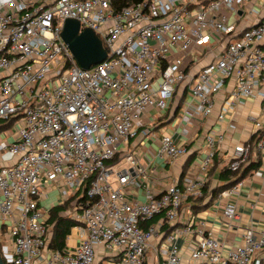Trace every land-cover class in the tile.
I'll use <instances>...</instances> for the list:
<instances>
[{"label": "built area", "instance_id": "2783aa9c", "mask_svg": "<svg viewBox=\"0 0 264 264\" xmlns=\"http://www.w3.org/2000/svg\"><path fill=\"white\" fill-rule=\"evenodd\" d=\"M239 2L143 0L116 11L112 0H0V123L17 124L1 148L11 157L0 159L5 264H145L155 239L161 241L155 247L160 264H184L177 243L183 234L195 239L193 264H264V231L249 230L226 256L204 223L166 234L189 197L203 195L204 177L186 173L163 191L154 189L155 160L187 155L178 137L188 133L195 115H211L220 95L221 124L244 100L261 103L260 115L248 117L252 138L233 146L229 168L237 171L253 151L264 153V0L243 1L244 8ZM67 18L97 34L104 61L90 69L79 65L62 37ZM185 56L208 61L192 71ZM184 91L190 100L180 130L158 133L151 110L167 112ZM224 138L223 128L205 134L203 174ZM241 184L222 195L235 194ZM140 188L145 200L138 198ZM51 190L57 198L43 207ZM69 201L63 214L83 232L73 251L51 247V210ZM223 216L232 226L240 218L236 204L228 203Z\"/></svg>", "mask_w": 264, "mask_h": 264}, {"label": "crops", "instance_id": "0c3cea01", "mask_svg": "<svg viewBox=\"0 0 264 264\" xmlns=\"http://www.w3.org/2000/svg\"><path fill=\"white\" fill-rule=\"evenodd\" d=\"M247 0H240L239 6ZM262 0H249L246 3L247 6L253 5L255 2H261ZM244 8V7H243ZM224 13L227 9L222 10ZM195 55V54H194ZM193 55V57H194ZM186 61L190 64L189 68L192 71L198 70L202 64L208 61V58L195 57L194 62L189 56H185ZM190 97L187 92L179 94L174 102L171 104V108L162 114L157 110L152 109L151 114L153 115L154 129L162 133H175L180 130L179 125L181 121V114L185 113V106L189 102ZM224 95H220L217 100V105L214 112L202 118L199 115H195L191 118V122L187 124L188 133L178 137V142L184 144L188 148V154L179 158L174 162H166L158 158L155 160V169L158 173L159 182L154 184L156 192L163 191L174 179H178L184 172L190 176L197 177L202 176L206 179L205 185L207 190L210 192L213 187L225 183L220 175L225 166H229L231 158V151L233 146L237 142H250L252 138L253 124L249 121V115H260L261 103L259 100L248 99L238 104L235 110L229 111L225 117V121L221 124L218 120V115L223 105ZM179 119V123L172 129H166V125ZM234 122L237 125V129L230 130L228 123ZM222 126H221V125ZM210 128H223L225 138L222 144H218L215 148V156L212 160V164L208 167L206 173L202 172V159L206 155V148L203 146L205 134ZM3 130L0 129V131ZM199 133L198 136L196 134ZM146 145L150 146L153 150L156 149V145L151 144L149 139H146ZM143 153V151H141ZM257 152H252L250 160H254ZM189 161V162H188ZM257 170H264V153H261V165ZM242 184L231 196L218 195L213 198L210 202L209 192H207L206 199L204 202H208V205L202 209H192L191 203L185 202L182 206L181 219L179 220L178 228H183L187 223H193L194 226H198L204 223V228L207 234L217 237L223 244L222 253L224 256L227 255L229 250L234 247L240 246L244 241V234L249 230L255 232L264 231V172L262 173L255 171L248 177L241 180ZM56 190H51L49 195L52 194V201H55L57 194L52 193ZM57 192V191H56ZM129 200L133 199L132 195H127ZM138 198L145 200L143 196V188H140ZM233 202L237 206L239 213V219L234 220L232 226L227 225V219L223 216V210L225 206ZM49 205V203H48ZM161 217V216H160ZM160 219V218H159ZM157 222V221H156ZM177 223V224H178ZM82 230L75 226L69 232L66 239L65 249L73 251L81 242ZM194 237L189 234H183L178 238V247L182 253L184 264H193V260L190 257V248L194 244ZM154 247L150 248L147 253L145 264H160L155 247L158 250L161 245L159 239L153 241ZM108 260L105 259L103 264H106ZM252 264H258L256 261Z\"/></svg>", "mask_w": 264, "mask_h": 264}, {"label": "trees", "instance_id": "16d2710c", "mask_svg": "<svg viewBox=\"0 0 264 264\" xmlns=\"http://www.w3.org/2000/svg\"><path fill=\"white\" fill-rule=\"evenodd\" d=\"M143 0H112V5L116 11H120L123 8L133 4V3H138ZM184 93H186L184 91ZM183 93V95H184ZM9 124H4L0 123V129L7 128ZM189 162V161H188ZM261 165V154L257 153L254 160H249L248 163L243 164L237 171H233L229 168V166H225L224 169L221 172V179L225 180V183L216 185L211 189L209 192L207 190V185L204 186L203 188V195L201 197H194L191 196L189 197V201L191 203V208L192 209H202L208 205V202H210L213 198L217 197L221 193L225 192L229 188L233 187L236 185L239 181L242 179L248 177L250 174H252L254 171H256ZM185 168L184 172L181 175L180 179L184 177L185 173ZM90 182L87 183V188H89ZM207 192H209V201L204 202L207 196ZM71 199L70 201H72ZM69 202H65L64 204L56 205L55 207L52 208L51 210V218L50 222L53 224V240L51 242V247L55 249H60L63 250L66 247V239L73 227H75L78 222L68 216H65L63 212L67 209ZM160 218V216H156L154 219L150 220L148 223L143 224V228H147L151 226L152 224L156 223V221ZM180 224H176L174 226H169L166 224L165 231L166 234H169L176 228H178ZM0 253H1V248H0ZM99 264H103V261H100Z\"/></svg>", "mask_w": 264, "mask_h": 264}, {"label": "water", "instance_id": "95a60500", "mask_svg": "<svg viewBox=\"0 0 264 264\" xmlns=\"http://www.w3.org/2000/svg\"><path fill=\"white\" fill-rule=\"evenodd\" d=\"M64 41L70 47L75 59L84 69H90L107 58L102 40L89 28L80 31V23L73 18L65 20L62 31ZM0 264H5L0 254Z\"/></svg>", "mask_w": 264, "mask_h": 264}, {"label": "rangeland", "instance_id": "374dc122", "mask_svg": "<svg viewBox=\"0 0 264 264\" xmlns=\"http://www.w3.org/2000/svg\"><path fill=\"white\" fill-rule=\"evenodd\" d=\"M249 2V0H247L246 1V3H248ZM245 4H241V6L243 7ZM256 6H258V7H260V5H258V3L256 4ZM244 7H246V5L244 6ZM255 9H257L256 7H255ZM226 12V14H227V16L231 19V22H234L235 20H237V16L235 15V13L234 12H232V11H225ZM179 123V119H177V120H175L174 122H172V123H169L168 125H166V129H172V128H174L177 124ZM151 126V125H150ZM16 128H17V124H13L10 128H6L5 130H1L0 131V159L4 156V158L7 160V159H9L10 157H11V155L8 153V152H4V151H2L1 150V148L4 146V144L6 143V142H9V139H10V137H12L13 136V133L16 131ZM199 135V133H197L196 134V136H198ZM10 136V137H9ZM52 193H55V194H57V192L55 191V192H52ZM52 194L51 195H49V197L47 198V199H45L44 201H42V203H41V205L43 206V207H45V206H48V203H52ZM175 233H176V231H174ZM3 242V237H2V235H0V243H2ZM0 246H1V244H0ZM8 250H7V246H4L3 245V243H2V254L4 255V256H6V260H8L9 261V259H10V256L7 254L8 252H7ZM106 264H107V262H106Z\"/></svg>", "mask_w": 264, "mask_h": 264}]
</instances>
